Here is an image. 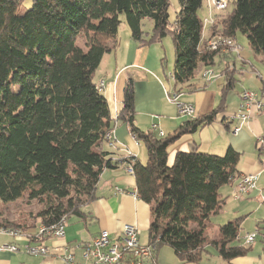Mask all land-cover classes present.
I'll list each match as a JSON object with an SVG mask.
<instances>
[{
	"label": "trees",
	"instance_id": "16d2710c",
	"mask_svg": "<svg viewBox=\"0 0 264 264\" xmlns=\"http://www.w3.org/2000/svg\"><path fill=\"white\" fill-rule=\"evenodd\" d=\"M23 1L0 0V205L27 194L43 209L34 216L38 226L4 219L0 212V233L16 231L29 237L64 218H84L82 209L94 200L103 170L121 164L113 163L103 149L116 119L95 82L103 57L118 45L121 17L136 42L173 37L171 76L179 88L188 85L200 64L214 66L223 50L211 51L210 40L203 39L198 13L206 0H178L174 24L169 21L170 0H34L20 15ZM146 19L153 28L151 39L144 42ZM216 26L214 20L209 27ZM238 32L246 35L255 54L264 57V0H236L222 35L214 30L212 39L235 40ZM226 73L222 103L233 86L231 71ZM135 100L130 81L117 124H128L148 153L146 164L133 158L123 163L132 167L137 197L151 206L152 240L171 247L188 263H198L206 246L215 247L226 261L246 255L247 247L236 244L242 218L219 226L215 240L206 234L211 217L225 202L220 190L239 176L240 154L232 147L222 156L181 152L169 165L172 139L136 127ZM220 110L188 121L177 135L211 122Z\"/></svg>",
	"mask_w": 264,
	"mask_h": 264
},
{
	"label": "crops",
	"instance_id": "0c3cea01",
	"mask_svg": "<svg viewBox=\"0 0 264 264\" xmlns=\"http://www.w3.org/2000/svg\"><path fill=\"white\" fill-rule=\"evenodd\" d=\"M208 16L214 23L215 19L210 12ZM213 23L207 25L206 29ZM214 30L215 28L209 27L208 34L205 36L207 39H204L207 43L215 36ZM144 33V42L149 41L151 32L144 31ZM233 52L234 50L219 52L214 66L206 67L202 64L201 69L195 72L194 78L188 85L179 88L171 74L172 83L164 84L166 82L163 66L166 58L162 41H154L151 44L136 42L132 39L131 32H128L126 36L121 37L120 41L118 37L117 47L103 57L95 74V76L99 74L101 78L99 83L96 80L95 82L107 98L114 119L122 107L128 83L130 81L134 83L135 125L141 132H145L144 129H148L146 132H149L151 126L157 124L165 133V139H172L168 147L169 165H173L176 155L181 152H201L222 156L229 147H232L240 154L239 176L232 184L220 190L225 202L219 213L211 217L209 227H217L219 230V226L224 225L225 221L242 218L240 237L236 244L244 246V238L249 234L259 231L260 235H264V208L258 205L259 201L264 204V188H259L257 184L255 190L242 195L238 200L232 197V192L243 175H259L260 182L264 183L262 155L264 115L254 113L252 118L242 125L237 135L232 134L240 124L230 119L240 110V94L245 89L257 91L250 88L242 90L237 88L234 76L237 72L235 62L232 66L227 62L223 67L227 59L233 57ZM218 58L223 60L222 68L215 74L213 69L217 66ZM227 70L231 71V75L228 74V76H231L233 86L227 90L225 101L222 103L223 92L228 82ZM206 72L209 73L208 77H205ZM165 88H169V92L180 93L183 102L194 104L199 119L206 118L218 109L221 110L211 122H205L195 131L178 136L181 126L188 123V120L181 118L178 106L168 101L164 92ZM263 89L262 82L261 93ZM114 132L116 144L111 146L107 141L103 149L110 153L113 163L117 161L121 164L103 170L94 200L82 209L85 217L69 218L63 239H43L42 244L51 250V255L47 257L26 253L24 249L28 243L26 235L22 234L20 238H15L9 233H0V264H62L61 259L66 253L64 248H68L67 251L74 255L76 264H91L85 261L82 250L78 248L79 245L92 242L101 231H108L111 238L115 239L125 225L136 226L141 242L154 247L153 259L147 264H264L262 236L247 247L246 255L231 261L224 260L215 247L206 246L198 263L185 262L171 247L161 245L159 240H152L150 236L153 220L151 206L137 197L136 177L134 173L127 171V164L123 163L125 159L133 158L141 164H146L148 160L146 147L140 141L137 144L133 139L128 124L119 122L117 125L116 123ZM209 238L215 240L218 236ZM2 247H17L18 250L11 251L9 248L1 250Z\"/></svg>",
	"mask_w": 264,
	"mask_h": 264
},
{
	"label": "built area",
	"instance_id": "2783aa9c",
	"mask_svg": "<svg viewBox=\"0 0 264 264\" xmlns=\"http://www.w3.org/2000/svg\"><path fill=\"white\" fill-rule=\"evenodd\" d=\"M220 2L224 0H218ZM207 19L209 16L203 19V39H207L204 36V28L207 27ZM217 35H222L217 33ZM215 47H229V43H218ZM236 54L240 56V48H236ZM165 95L170 102V100H178V113L179 116L189 122H196L199 120L197 110L194 104L185 103L180 98V93L166 91ZM240 110L237 114L231 116L232 121H238L240 124L232 132L233 135H237L241 131V127L244 123L252 118L254 113L264 115V93L260 90H248L245 89L240 94ZM116 115V123H117ZM150 132L157 135L160 139H165L166 135L161 130L159 125L153 124L150 128ZM132 137L139 144V140L136 134L132 133ZM115 132L111 133L110 145L114 146L116 141ZM260 141H262L260 139ZM263 155V165H264V151ZM131 166L127 165V171L130 172ZM259 175H243L239 179L236 187L232 192V197L234 199H240L242 195L248 194L257 188V181ZM62 225H67L62 223ZM255 233V232H253ZM257 236H262L264 242V235L257 234ZM20 238L19 236H12ZM44 237H55V239H63L65 235L52 236L51 231H46L45 228L39 227L37 232L33 236L28 237V243L24 246L27 254H43L50 256L51 250L48 246L42 244ZM33 241L37 242L34 243ZM244 246L248 247L255 242H247V236L244 238ZM7 249V247H2V249ZM79 249L83 252V257L85 261L91 262V264H147L148 261L153 259L154 247L152 245H144L140 240V233L136 226L125 225L117 238L112 239L108 231H101L98 237H96L92 242L80 244ZM68 248H64L66 251L64 257L61 259L62 264H76L74 255L67 251ZM13 251V250H11Z\"/></svg>",
	"mask_w": 264,
	"mask_h": 264
},
{
	"label": "rangeland",
	"instance_id": "374dc122",
	"mask_svg": "<svg viewBox=\"0 0 264 264\" xmlns=\"http://www.w3.org/2000/svg\"><path fill=\"white\" fill-rule=\"evenodd\" d=\"M235 1L236 0H224L223 2L224 5L221 10L214 9L213 17L216 20L217 26L215 27V31L217 33L222 32L223 22L225 21V19H227L229 14L233 12ZM33 3L34 0H24L22 5L18 9V14L20 15L25 14L28 10H30L33 7ZM209 10H210L209 0H206V2L204 1L203 8L198 13L199 17L202 19L208 17ZM178 11H179L178 0H170L169 21L171 24H174ZM121 19H122V24L119 28V34H118L119 41L121 40L122 36L124 37V35L126 36V34L130 32L127 24L125 23L124 17H121ZM142 26L144 31L150 33L152 32L153 22L149 19H146L143 21ZM208 31L209 28L207 29L205 36H207ZM235 41H236L235 44H237V46L240 48V56L236 54V51L233 52V57H229L227 61L224 63L223 67L227 62H229L231 66L233 62H235L237 72L234 76H235L236 84L238 85L237 88H239L240 90L244 88L260 90L262 85L261 79L264 80V61H263L264 57L262 55L255 54L252 51L248 39L246 35H244L243 33L238 32ZM162 44L165 49V58H166V60H164V66H163L164 79L166 82L164 84L170 85L172 83L170 74L173 73L174 64H175V59L173 60L175 55V43L173 37L171 35H168L162 40ZM222 61L223 60H221L220 58L217 59V66L213 69V72L215 74L221 71ZM201 67L202 64L199 65L196 72L199 69H201ZM199 73L201 74V71ZM100 78L101 76L97 74L95 76L96 82L99 83ZM168 90L169 88L168 89L165 88L164 92ZM147 130L148 129H144L143 131L146 132ZM116 141L114 142L115 144ZM257 184L259 188H264V183H261L259 178ZM258 205L264 208V204H262L260 201L258 202ZM42 209H43V205L36 200H30L27 194L16 202L0 205V212H2L4 219H9L10 221L18 222L21 224H24L26 222L28 224L36 223L37 226L39 225V220L37 221L34 220V216L36 217ZM227 222L228 221H225L224 224H226ZM206 234L208 237L213 238L215 236L216 238L219 234L218 228L217 227L213 228L212 226H210L207 229Z\"/></svg>",
	"mask_w": 264,
	"mask_h": 264
},
{
	"label": "bare ground",
	"instance_id": "6f19581e",
	"mask_svg": "<svg viewBox=\"0 0 264 264\" xmlns=\"http://www.w3.org/2000/svg\"><path fill=\"white\" fill-rule=\"evenodd\" d=\"M223 2H220L218 0H209V9L213 12L214 9L216 10H221L223 7ZM213 20L207 19V25L212 24ZM218 43H229V47H215L212 48V46H216L218 45ZM209 49L211 51H219V50H234V52L236 51V48L238 47L237 44H235V41L233 39L230 38H225V37H217L214 38L212 40H210L209 42ZM209 73L206 72L205 77H208ZM262 93H264V89L262 90ZM171 103H174L178 106V100H170ZM112 133V132H111ZM110 136L111 134H109L107 136L108 141L110 142ZM130 173H133L132 167L130 169ZM67 220L64 218L62 221H60L57 225L52 226V227H47V226H42L41 228H45L46 231H51L52 232V236H60V235H66V225H62V223H66ZM9 234L11 236H21L22 234H20L19 232L16 231H10ZM257 234H260L259 231L249 234L247 236V242H253L255 240H257V238L259 236H257ZM48 238H55V237H44L43 239H48ZM262 238V237H261ZM10 250L13 251H17V247H7ZM32 256H41V257H47V255H43V254H32Z\"/></svg>",
	"mask_w": 264,
	"mask_h": 264
}]
</instances>
